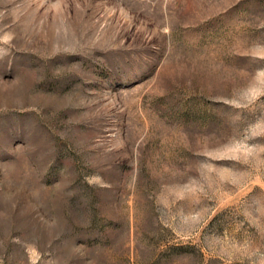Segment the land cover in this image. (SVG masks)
<instances>
[{
  "label": "rangeland",
  "instance_id": "obj_1",
  "mask_svg": "<svg viewBox=\"0 0 264 264\" xmlns=\"http://www.w3.org/2000/svg\"><path fill=\"white\" fill-rule=\"evenodd\" d=\"M0 264H264V0H0Z\"/></svg>",
  "mask_w": 264,
  "mask_h": 264
}]
</instances>
